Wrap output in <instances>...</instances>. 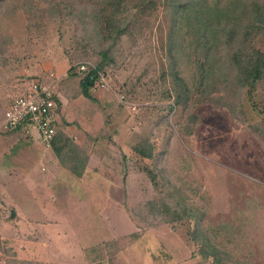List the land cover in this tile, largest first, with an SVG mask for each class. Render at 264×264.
<instances>
[{
  "label": "rangeland",
  "instance_id": "rangeland-1",
  "mask_svg": "<svg viewBox=\"0 0 264 264\" xmlns=\"http://www.w3.org/2000/svg\"><path fill=\"white\" fill-rule=\"evenodd\" d=\"M191 1L178 9L169 0H122L119 14L94 18L95 0H0V116L32 77L55 70L61 75L57 130L77 136L81 153L92 148L101 161L110 159L102 169L114 184L112 195L107 193L114 200L113 217L103 205L74 224L49 215L35 225L49 239V255H34L25 248L26 238H41V232L32 231L19 204L27 200L26 176L9 181L11 168L4 164L9 159L24 170L32 155L48 151L32 134L0 132V167L6 169L0 175V264H216L200 252L207 244L227 264H264V74L254 89L239 90L231 78L229 51L237 37L227 40L226 34L239 25L233 19L238 14L230 19L215 14L205 34L197 33L200 20L194 17L199 10L207 21L205 8L236 11L228 6L248 8L253 0ZM122 24L124 30L112 39ZM248 45L264 54V25L253 26ZM169 46L179 75L192 88L203 63L227 72V97L237 103L240 118L210 102L174 103ZM102 47L112 55L101 67L108 85L91 87L87 97L80 85L85 71L78 69L100 62ZM71 66L77 73H69ZM90 138L103 140L96 148ZM144 138L153 145L152 157L135 150ZM9 189L7 201L14 197L18 210L6 201ZM174 211L183 216L176 219Z\"/></svg>",
  "mask_w": 264,
  "mask_h": 264
},
{
  "label": "trees",
  "instance_id": "trees-1",
  "mask_svg": "<svg viewBox=\"0 0 264 264\" xmlns=\"http://www.w3.org/2000/svg\"><path fill=\"white\" fill-rule=\"evenodd\" d=\"M122 0H95L96 6L92 11V15L94 18H99V15H104V18L115 15L116 13H120L123 9L120 7L119 3ZM191 0H169L171 5L176 4V7L179 9V5H184ZM108 3V4H107ZM107 6H110V13H106ZM241 4L229 5V8H236V11L232 9L219 11L216 13V7L212 10L211 7L208 9H203V12L206 14L207 21L204 17H201V13L198 10L199 14L194 15V17L198 18L200 22H197L195 28L197 33L205 34L206 27L209 26L208 19L215 18L216 15L223 14L225 17L230 19V16L233 13L238 14L237 18H233L237 20L239 25L236 28L227 30L226 38L227 40H233L236 35L235 43L232 45L229 51V65L232 69V77L234 81L238 84V89L241 90L244 87H248L249 89H254L257 86L259 79L264 74V54L259 49H254L249 47V40L251 37V30L253 26L261 27V24L264 25V0H253L251 1L249 7L241 8ZM191 7V6H190ZM189 7V8H190ZM218 10V9H217ZM239 12V13H237ZM216 14V15H215ZM215 15V17H214ZM239 15H242V20H239ZM201 17V19H200ZM227 19V18H226ZM97 22V19H96ZM125 24L118 25L111 35V38L115 39L123 30ZM174 31V28H171L169 31V35ZM102 60L98 62L94 67L89 68L85 71L84 75L81 78L80 85L82 94L87 97H91L90 88L94 82L95 72L98 69H102V64L106 59H112V55H110L105 47L100 49ZM167 57L169 58V73L172 75V88L174 90L173 100L174 103L181 104L186 106L188 103L194 105L197 102H210L214 105H222L229 109L230 113L235 115L237 118H240L239 112L240 109L237 108V103L227 97L230 92L229 79L223 73L219 71H213L211 69H206V63H203L199 66L200 70L204 71L200 72L199 80L196 83V86L192 88L188 85L184 78L179 75L178 69L176 68V53L172 50L171 46L168 48ZM213 64L210 63V66ZM69 73H77L75 68L71 66L69 68ZM224 75V76H222ZM194 94V95H192ZM192 96V100L190 101V97ZM262 118L264 120V105L262 110ZM192 119H196V116L193 115ZM152 143L144 138L140 142V144L135 146V150L142 156L152 157L154 152L152 150ZM51 147L59 157V159L66 163V166L71 170L75 171L79 169V166L76 165V162L83 166L85 161L84 154L80 152L79 147L74 143L71 137L64 134L62 130H57L53 139ZM67 154V158H63V155ZM82 154V156H80ZM66 159H69L66 160ZM154 178V174H153ZM166 205L163 201L162 210L166 211ZM174 216L176 219H180L183 215L178 211H174ZM198 226V223H196ZM192 238L197 239V234L195 231L192 233ZM204 240H208L207 236H204ZM209 249L200 248V252L207 257L211 255L213 261L216 264H227L216 251V247L212 244H207Z\"/></svg>",
  "mask_w": 264,
  "mask_h": 264
},
{
  "label": "crops",
  "instance_id": "crops-1",
  "mask_svg": "<svg viewBox=\"0 0 264 264\" xmlns=\"http://www.w3.org/2000/svg\"><path fill=\"white\" fill-rule=\"evenodd\" d=\"M56 71L58 73H65L66 69H60L57 67ZM65 71V72H63ZM8 133H11L10 131ZM11 134L9 135V137ZM76 145L81 144L77 140V136H70ZM91 140V144L95 141L98 142L103 140V138H94ZM40 143V141L38 140ZM14 144V143H13ZM13 144L11 145L13 147ZM41 144V143H40ZM96 148L98 147L97 143L95 144ZM1 147V145H0ZM45 148V147H44ZM46 148L48 151L47 155L34 157L32 155V159L30 164L23 169H19L18 165H12L9 159H6V165L4 167L11 168L6 171V169H2L0 167V175L3 176L5 171L7 173H11L9 177V181L16 180V176L24 175L26 178V192L28 193L26 197V201L23 203H19L17 200H14V197H10L12 189H9L5 192L7 194L6 201L17 209L18 203L20 204L21 213L30 219V223L33 228H36L41 232V238H26V250L29 247L30 253L37 255H49V239L45 236L44 232L37 226V223L43 224L46 222L45 219L49 218V215H54L60 217L59 221H65L66 223H73L75 221L81 222V220L86 215L93 216L94 211L90 209L91 207H99V205H103L105 207L106 213L108 215L111 214L110 217H113V208H114V200L112 195V191L114 188V184L108 182L107 169H102L103 166L109 165V160H100V152H95V149H88L83 156L85 157V161L83 166L76 162V165L79 166V169L74 172L71 171L66 165L59 159L55 151L52 147ZM109 153V152H107ZM99 155V156H98ZM106 156L108 154H105ZM82 156V154L80 155ZM109 158V157H108ZM30 165V166H29ZM65 165V166H64ZM12 166V167H11ZM10 171V172H9ZM112 171V170H111ZM105 175L101 180L98 178L101 175ZM22 186V185H18ZM12 188V186L10 187ZM122 190V185L117 186V190ZM79 191L83 192V194H77ZM109 193V195H107ZM99 194V199L95 196ZM12 195V194H11ZM14 201V202H13ZM98 201L97 205L95 204ZM93 202V205L91 203ZM84 204L87 205L88 210H81ZM23 206V207H22ZM119 214L122 218V223L124 226H127L128 222L126 221V214L122 207L118 210ZM14 214V209L11 208L9 211ZM48 222V221H47Z\"/></svg>",
  "mask_w": 264,
  "mask_h": 264
},
{
  "label": "built area",
  "instance_id": "built-area-1",
  "mask_svg": "<svg viewBox=\"0 0 264 264\" xmlns=\"http://www.w3.org/2000/svg\"><path fill=\"white\" fill-rule=\"evenodd\" d=\"M95 65L82 63L80 71H86ZM104 69L95 72L91 87L100 88L108 85ZM61 75L51 69L32 77L26 88L8 99L0 116V132L19 131L32 134L36 140L47 148L51 147L52 139L60 123L62 111L58 106L59 95L56 87ZM125 95L121 93V100ZM1 242V240H0ZM2 247V244L0 243ZM1 254H2V248Z\"/></svg>",
  "mask_w": 264,
  "mask_h": 264
}]
</instances>
